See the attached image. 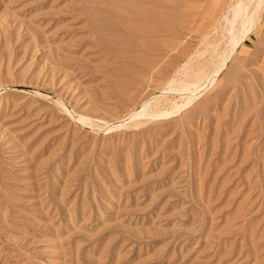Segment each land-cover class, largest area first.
Masks as SVG:
<instances>
[{
    "label": "rangeland",
    "instance_id": "374dc122",
    "mask_svg": "<svg viewBox=\"0 0 264 264\" xmlns=\"http://www.w3.org/2000/svg\"><path fill=\"white\" fill-rule=\"evenodd\" d=\"M243 1L0 0V264H264Z\"/></svg>",
    "mask_w": 264,
    "mask_h": 264
},
{
    "label": "bare ground",
    "instance_id": "6f19581e",
    "mask_svg": "<svg viewBox=\"0 0 264 264\" xmlns=\"http://www.w3.org/2000/svg\"><path fill=\"white\" fill-rule=\"evenodd\" d=\"M249 6L250 5L244 1H243V3L238 4L233 11L232 19L231 20L228 19V20H230L229 23L232 26L238 18H239V20H240V18H242L240 20V23L242 26L241 34L239 35V34L233 33V35L231 37V41H232L231 42V48L236 47V45L239 43V39L240 38L243 39V37H245L243 45L245 44L246 49L249 48V45L246 43V39H248V38L251 39L252 33L257 28H260L264 24L263 23V21H264V0H254V2L251 4L250 9H249ZM136 18H138V17H136ZM140 19H141V17H140ZM148 21H149V19H148ZM189 101H190V99H189ZM184 105H185V103L180 104V105H176L174 107V109L171 111H160L159 113L156 112V114L153 113V115H163V114L165 115V114H168V113H171L174 111H179ZM142 111L145 112V107L142 109Z\"/></svg>",
    "mask_w": 264,
    "mask_h": 264
}]
</instances>
